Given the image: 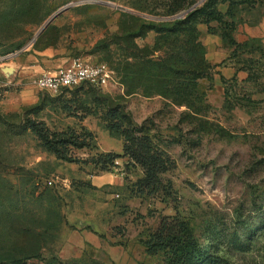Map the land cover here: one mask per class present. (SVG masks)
Listing matches in <instances>:
<instances>
[{
	"label": "rangeland",
	"instance_id": "rangeland-1",
	"mask_svg": "<svg viewBox=\"0 0 264 264\" xmlns=\"http://www.w3.org/2000/svg\"><path fill=\"white\" fill-rule=\"evenodd\" d=\"M30 1L32 10L24 12ZM206 1L0 0V58L23 43L32 44L30 49L53 47L60 62L81 59L110 68L106 49L117 50L123 29L183 18ZM234 1L215 0L206 7L224 25L196 18L212 67V80H199L207 93L200 109L188 111L141 90L126 95L114 71L103 86L85 83L56 95L31 86L37 99L21 108L9 110L2 99V114L22 116L36 107L32 115L50 129L90 131L94 137L88 148L72 150L80 163L58 160L31 136L0 137V255L163 264V254L146 253L142 242L161 216L178 214L230 264H264L259 220L264 216V0ZM152 38L148 33L137 42L151 44ZM109 105L121 107L168 153L173 166L164 179L171 182V193L141 195L136 181L142 170L125 157L106 170L90 162L99 153H122V140L105 129ZM241 221L248 225L244 237L259 227L244 251L226 243Z\"/></svg>",
	"mask_w": 264,
	"mask_h": 264
},
{
	"label": "trees",
	"instance_id": "trees-1",
	"mask_svg": "<svg viewBox=\"0 0 264 264\" xmlns=\"http://www.w3.org/2000/svg\"><path fill=\"white\" fill-rule=\"evenodd\" d=\"M214 1L207 0L201 8L186 13L183 18L159 23H141L135 29H123V36L115 42L117 50L112 51L107 47L106 60L110 64V70L117 73L126 95L141 90L145 96L159 95L168 104L185 106L188 111L201 108L207 93L203 92L199 80L211 81L212 67L206 59L205 46L199 39L196 18L198 16L199 22L205 24L214 19L219 20V26L224 25L218 15L214 16L213 12L206 9ZM229 1L232 5L235 3L234 0ZM32 5L34 3L30 1L24 6V12L31 11ZM48 29L46 28L38 38ZM148 33H153L151 44L137 42L146 38ZM221 37L226 39L227 31L221 33ZM23 46V43H19L17 48L10 52H15ZM35 108L24 110L22 116L16 113H0V137L5 135L13 139L31 136L41 150L54 155L58 160L82 162L72 154V150L88 148L90 140L94 137L93 133H79L74 129L52 130L44 121L32 115L36 113ZM10 116L19 117V121H9ZM105 129L110 136L122 140V153H99L90 158L91 163L106 170L109 166L116 167L115 161L125 157L130 164L142 170V176L136 181L137 190L141 195L171 193V182L166 181L164 175L173 166V161L151 135L134 124L121 107L111 105L106 111ZM259 220L260 226H264V216L259 217ZM247 226L245 221H241L239 227L227 236L226 243L230 248L245 250L247 239L252 236L253 230L259 228L254 227L247 234L248 237H244L243 231L247 230ZM142 243L146 253L163 254V264H230L227 257L219 253L213 241L209 245L201 242L190 223L178 214L161 216L156 228ZM90 263L96 264L94 261ZM0 264L86 263L77 260L64 261L55 255L45 259L37 253H28L0 255Z\"/></svg>",
	"mask_w": 264,
	"mask_h": 264
},
{
	"label": "crops",
	"instance_id": "crops-1",
	"mask_svg": "<svg viewBox=\"0 0 264 264\" xmlns=\"http://www.w3.org/2000/svg\"><path fill=\"white\" fill-rule=\"evenodd\" d=\"M31 47L32 44L24 46L16 50V54L10 52L0 58V103L5 99L9 110L35 102L37 98L31 86L36 88L35 79L41 73L70 63L56 59L53 47Z\"/></svg>",
	"mask_w": 264,
	"mask_h": 264
},
{
	"label": "built area",
	"instance_id": "built-area-1",
	"mask_svg": "<svg viewBox=\"0 0 264 264\" xmlns=\"http://www.w3.org/2000/svg\"><path fill=\"white\" fill-rule=\"evenodd\" d=\"M111 73L112 71L105 63L76 59L67 66L44 71L35 80V86L56 95L65 89L85 83L103 86L111 78ZM115 164L118 165V161H115ZM52 182L53 180L48 181L49 184Z\"/></svg>",
	"mask_w": 264,
	"mask_h": 264
},
{
	"label": "water",
	"instance_id": "water-1",
	"mask_svg": "<svg viewBox=\"0 0 264 264\" xmlns=\"http://www.w3.org/2000/svg\"><path fill=\"white\" fill-rule=\"evenodd\" d=\"M57 15V13L56 14H54L52 17H50L47 21H46V23L42 26V28L40 29V31L39 32H41V31H43L45 28H46V26L55 18V16Z\"/></svg>",
	"mask_w": 264,
	"mask_h": 264
}]
</instances>
